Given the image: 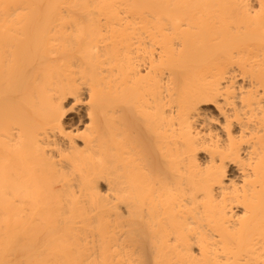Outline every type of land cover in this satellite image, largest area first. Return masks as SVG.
I'll list each match as a JSON object with an SVG mask.
<instances>
[{"label": "bare ground", "instance_id": "obj_1", "mask_svg": "<svg viewBox=\"0 0 264 264\" xmlns=\"http://www.w3.org/2000/svg\"><path fill=\"white\" fill-rule=\"evenodd\" d=\"M0 264H264V0H0Z\"/></svg>", "mask_w": 264, "mask_h": 264}, {"label": "rangeland", "instance_id": "obj_2", "mask_svg": "<svg viewBox=\"0 0 264 264\" xmlns=\"http://www.w3.org/2000/svg\"><path fill=\"white\" fill-rule=\"evenodd\" d=\"M256 4V3H255ZM81 125H83V124H81Z\"/></svg>", "mask_w": 264, "mask_h": 264}]
</instances>
